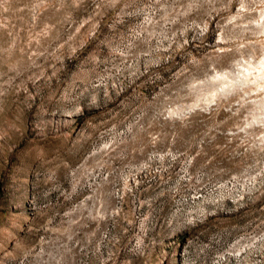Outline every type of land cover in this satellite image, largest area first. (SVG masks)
<instances>
[{"label":"rangeland","instance_id":"374dc122","mask_svg":"<svg viewBox=\"0 0 264 264\" xmlns=\"http://www.w3.org/2000/svg\"><path fill=\"white\" fill-rule=\"evenodd\" d=\"M0 264H264V0H0Z\"/></svg>","mask_w":264,"mask_h":264}]
</instances>
